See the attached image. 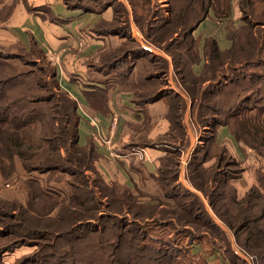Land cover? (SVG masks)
<instances>
[{"label": "rangeland", "instance_id": "rangeland-1", "mask_svg": "<svg viewBox=\"0 0 264 264\" xmlns=\"http://www.w3.org/2000/svg\"><path fill=\"white\" fill-rule=\"evenodd\" d=\"M21 1L23 0H0V108L7 103L9 106L8 111L17 118H12L14 123L24 121L26 124L28 112L32 111V108H34L33 114L35 112L46 114L50 105L62 104L64 100L63 92L57 89L56 82L50 77L54 66L48 63V58L42 48L38 44L29 41V39L24 42L15 30L7 31L9 27L8 19L12 10ZM68 1L70 3L78 2V4L83 2V0ZM188 2L190 0H86L88 5L85 8L98 11L109 9V19L101 17L98 23L92 27L90 33L102 38L105 36L102 35L103 33H110L109 40L104 42L101 51L102 56H105L103 52L108 54V51L113 48L119 46L123 48L125 52L123 54L122 51V54L126 56L123 59V68L127 69V73H131L132 84L141 86L136 84L141 73L144 72L147 75L152 73L155 80L152 82V86L148 88L144 86V89L160 90L161 92L156 93L157 99L167 95L170 89H179L186 95L188 100H192L191 109L187 112L186 101L184 102V99H176L172 96L173 99L170 100L169 107L171 108L170 104L172 103L178 106L180 119L177 116L175 121L170 113V108L167 116L171 121L174 120V124L179 123V121L180 123L186 121L190 126L195 150L202 149L199 157L206 160L205 167L214 165L218 161V153L222 151V163L220 170L217 169L218 179L226 176L233 187L234 184L237 186L243 185L244 187L255 184L263 191V159L243 140L238 143L233 139L236 146L228 140L226 151L222 150L220 147H223V145L218 144L215 140L220 146L217 147L213 141L214 138L210 136L209 131L213 129L211 120L214 116L211 115V110H206L205 103L208 101L211 104L216 103L224 94L219 95L220 91H217L214 97L211 94L209 96L204 94V91L212 83L210 80L203 83V79L208 76V73L206 72L204 60L201 65L199 64L202 56L204 57L202 45L205 38H217L225 35V27L231 28L233 26L231 24L237 21L240 22L242 12L239 10L238 0H227L230 12L228 16L220 19L209 12L187 35L186 31L183 32V29L193 26L198 11V6L194 4V7H190V13L186 12L184 6L187 7ZM220 3L222 6V2ZM175 7L180 8L179 10L183 16L179 22L174 19L172 14ZM253 7L254 15L251 17V24L256 36L261 41L264 37V13L262 12L264 11V0H255ZM235 10H237V17L234 18ZM249 20L250 18L245 21L248 22ZM247 22L241 21V23ZM204 24L211 26L204 29ZM167 27H169L168 32L166 31ZM241 32L243 34L239 36L244 40L247 30L243 29ZM111 41H118V44L114 45ZM245 43L248 44V42ZM108 44V49H106L105 46ZM145 44L157 54L149 56V52L143 48ZM190 44L192 45L191 49ZM173 52L180 55L182 67L180 78L182 81L179 79L178 72L174 70L171 56ZM245 57L251 60L249 66H237V71H227V78L217 76L218 78L213 81L216 86L221 81L222 83L226 82L230 87V91L227 90L225 96L227 97V103L235 100V90L239 91L240 88H244L240 95L250 89H264L263 77L259 78L262 73L264 74V64L261 62V59L264 61V48H260V53L250 50ZM258 57H260V60L256 61ZM237 58L244 57L239 56ZM165 59L170 60L171 69L164 63V61H167ZM177 60L179 59L177 58ZM182 63L187 65L188 68ZM158 66L164 67L157 71ZM225 66L227 68V64ZM105 71L108 72L109 70L106 69ZM188 81L192 83L188 84ZM194 91L195 93H193ZM39 99L41 102L36 104L34 101ZM149 101L151 102L153 99ZM244 106H246V109L240 114L242 119L245 118L244 114L255 116L258 111L261 115L262 111L260 109L264 108V98H261V95L255 96L247 100ZM184 110H186L185 115L182 114ZM203 116L208 118H203ZM44 118L45 115H42L38 119L42 120ZM209 122L210 126H207L206 123ZM40 124L42 123L27 124L28 126L31 125L29 130L36 129L35 134L32 135L33 137H39L40 130L37 126ZM4 132L3 130V134L0 135V141L5 136ZM27 141L35 143L33 145L39 143L37 138L27 139ZM144 142L145 140L139 143ZM145 144L146 146H154L158 143L146 141ZM160 144L162 143L158 145ZM136 146L140 147V145ZM183 146H186L184 136L183 141L178 140L177 147L184 149ZM164 148L170 149L167 146H164ZM13 151L14 148L11 152ZM11 152L1 145L0 155H3L4 158L0 161V264H41L40 258L42 255H54L58 252L59 258L56 259V264H109L110 260L114 258L109 256L112 251H114V255H118L120 252L123 253L124 249L129 250L127 241L131 238L130 229H134L135 226L138 227L139 232H136L137 239L134 240V243L141 245L146 243L147 247L146 251L143 249L137 251L138 255L142 253V258L140 256L137 258L139 264H156L152 260L146 259V256L154 255L153 250L155 249L166 251L167 254L171 253L174 264H254V258L238 247L232 230L216 216L209 205L207 209H209L213 218L224 225L226 230H223L224 233L217 239L215 235L211 234L212 232L204 233L201 231L198 233L194 227L190 226L194 232L193 239L181 225L175 224L174 227L162 226L164 224H161L155 218H146L151 214H155V210L144 208L140 210L134 204L127 202L125 198H118L120 196L118 190L121 191L123 186L106 181L98 170L97 173L93 170V172L75 175L70 174V171L57 168L40 171L37 169L38 166L35 165L27 168L16 154L11 159ZM6 153H10V156L7 157ZM25 153L31 155L32 150H27ZM96 169H98L97 166ZM203 174L205 180H210L209 171ZM200 177L202 180L203 176ZM82 182L84 183L81 184ZM102 184L105 187L101 186ZM75 186H78L77 189L74 188ZM118 186L120 187L118 188ZM102 187L104 191H101ZM89 191H92V195L89 194ZM138 192L141 193L142 191L138 190ZM230 193V190L227 189V195ZM105 195H111L117 199L116 202H119L120 210L118 214L111 213L112 209L107 207L108 198ZM134 198L137 201L136 195H134ZM65 205L74 208L77 215L62 213V211H65ZM166 206L160 209L163 210ZM125 208H130V213L135 214L137 217L130 214L123 217L121 213L125 211ZM109 213L121 215L119 217L122 219V222L120 221L121 228L118 229L123 230V238L119 241L120 245L117 249H114L117 246L115 244L117 237L114 234L117 233L118 229L112 224V220H110L112 218H109L112 215ZM162 213L165 214L164 211ZM113 221L120 223L118 219ZM71 222L72 224L76 222V225L74 224L72 228L69 227ZM133 222L137 225L132 224ZM174 228L177 230H174ZM212 235L215 236L217 244L214 247L217 250L219 247L222 248L217 255L215 253L212 255L209 246L190 245L189 248L193 252L182 249L183 245L192 244L190 243L191 240L200 239L202 242L210 243L213 238ZM182 237L186 240L183 241ZM233 251L236 256L232 254ZM47 258L51 262V257L47 256Z\"/></svg>", "mask_w": 264, "mask_h": 264}, {"label": "trees", "instance_id": "trees-1", "mask_svg": "<svg viewBox=\"0 0 264 264\" xmlns=\"http://www.w3.org/2000/svg\"><path fill=\"white\" fill-rule=\"evenodd\" d=\"M64 2L66 3V5L71 7L85 8L88 5V3H86V0H83V2L79 4L78 2L70 3V1L68 0H64ZM220 2H222V6ZM254 2L255 0H238V7L242 12V15L240 16V22L237 21L231 24L233 25L231 26V28H226L224 26L226 29L225 36L231 41V45L229 46V48L221 50L218 46L217 40L214 37L205 38L202 47L203 55L207 60L205 61L204 65L206 67L208 76L203 79V83L206 80H210L212 85L208 86L206 90H203H205L204 94H208V96L209 94H211L212 97L216 96L215 93H217V91H220L218 93L219 95L224 94L222 95L220 100L216 101V103L211 104L209 103V101L205 103L206 110H211V115L214 116L211 120L213 129L215 128L216 124L226 125L230 131L231 136L236 142L239 143V141L243 140L264 161V108L260 109L262 111L261 115H259L260 112L258 111L255 116L244 114V119L240 117V114L243 113L246 109V106H244L245 102L255 96L258 97L261 95V98H264L262 97V95H264V89H250L246 93L240 95L242 93V89H244L240 88L239 91L235 90V100L227 103V97L225 96L227 90L230 91V87H228V84L226 82L222 83L221 81H219V84H217L218 86H216V84L213 83V81L220 76H225L227 78V71H237V66H249V61L251 60H248V58L245 57L247 55V52H249L250 50H254L256 51V53H260V48H264V37L260 41L258 36H256L251 24V17H253L254 15ZM188 3L190 5L188 4L187 7L184 6L186 12L190 13V7H194V4L198 6V11L196 13L197 17L195 18L193 26H189L183 29V32L186 31L187 35L190 34V32L199 24V22L209 14V12L213 13L215 17L220 19L225 18L230 13L229 2L227 4V0H190V2ZM179 9V7H175L174 12H172L174 19L177 22H179L181 17H183ZM262 12L264 13V11ZM249 18L250 20L248 22L245 21ZM241 21L247 23H241ZM243 29L247 30V34L244 35V40L245 42H248V44L245 43L244 40L239 36L240 34H243V32H241ZM166 31H169V27L166 28ZM189 47L191 49L192 45L190 44ZM122 51L123 48L119 46L117 48L111 49V51H108V54L106 52H103L105 56H102V54L100 55V67L103 70H110V68L114 65L122 63L121 61L126 58V56L123 55L125 51H123V54ZM171 56L173 59L174 70L175 72H178L179 79L182 81V79L180 78V73L182 72L180 71L182 68L179 58L180 55L173 52ZM239 56H243L244 58H237ZM177 58L179 60H177ZM259 60L260 57L256 59V61ZM261 62H263L262 64H264V61L262 59ZM164 63L166 64L165 61ZM226 64L227 68L225 66ZM182 65L185 64L182 63ZM185 66L186 68H188L187 65ZM158 67L159 69L156 68L157 71L161 70L164 66ZM189 68L191 71L190 66ZM125 70L127 69L125 68ZM50 77L54 80V82H56L57 89L63 92L64 101L62 104L58 103L53 106L50 105L47 108L48 112L46 114H42L40 112H35L33 114L34 108H32V111L28 112L26 124L24 121H22L21 123H14L13 119L17 118L8 111L9 106L7 105V103L2 108H0V135L3 134V130L5 131V136L3 140L0 141V143L5 149H8L10 152L12 148H14V151L11 152V156L10 153H6L5 155L7 157L10 156V158L12 159L16 154L19 160H21L27 168H31L35 165L38 166L37 169L40 171L57 168L64 171H70V174L72 175L85 174V172L89 173L91 171L93 172V170L97 173L98 169H96V160L98 159L99 155L96 151L95 145L91 140H89L85 145H81L78 143L77 103L68 95L65 90L59 88L57 81H55L56 78L54 69ZM260 77L264 82L263 73L259 76V78ZM131 79L132 75L130 74V78H124V82L130 83L131 86L136 89L134 90L133 96L136 103H142L143 101H148L156 97L158 89H144V86H146V88L152 86V82L155 80V76L152 75V73H150V75H147L144 72L141 73L140 79L136 83L141 86L132 84ZM187 83L189 84L192 82L188 81ZM193 93H195V91ZM173 97H175L176 99H183L178 95H175ZM34 102H36L37 104L41 102V100L39 99ZM173 105L170 108V113L172 112L171 115L173 118H175L176 121L177 116L178 119H180V114L178 111V106H176L174 103ZM42 115H45V118L42 120L38 119L39 116ZM203 118L208 117L203 116ZM39 120L42 122H40ZM33 122L42 123L37 126L40 130V133L38 134L39 137L32 136L35 134L36 129L29 130L31 125L28 126L27 124H32ZM173 122L174 120L171 121L170 132L161 136L159 140L178 138L183 141L184 130L180 121L179 123L175 124ZM200 122L203 123L202 121ZM206 124L207 126H210V122ZM21 129H23V131H21ZM209 133L210 136L214 138L210 131ZM26 138H32V140L34 138H37L39 143L38 145H33L35 143L27 141ZM213 141L217 147H220L216 143L215 138L213 139ZM177 146L178 143L176 146L173 145L172 147H170V149H168V154L161 158V163L159 166L161 176L158 179V183L161 186H167L165 187L164 191L168 196L173 197V204L168 203L163 210H158L157 207L154 208V206H156L155 202H157L155 201V199L152 198V200L149 201L150 203H143L138 199L136 201L131 191L124 186L121 187V191L118 190V192L120 193V196L118 198H125L127 202L134 204L140 210H142L143 208L146 210H155V214H151L146 218H155L161 224H164L162 226L174 227L175 224L181 225L184 229H186L188 234L193 237L194 232L190 228L191 226L194 227V229L198 233L201 231H203L204 233L212 232L211 234L215 235L218 239L219 236L224 232L211 219L210 215L205 210L201 199L193 193L177 194L173 193V190H171V188L175 186L180 156V148ZM220 148L227 151V148L225 146ZM30 149L32 150L31 155L26 154L25 151ZM200 150L202 149L199 148L195 150L190 156L187 165L188 171L186 174L189 182L207 199V202L209 203L216 216L221 219L229 229L232 230L234 239L238 247L244 253L249 254L254 258V264H264V187L262 191L259 187H257V185L252 184L242 196H239L237 194L236 188L230 184V181H228V178L226 176L224 178L218 179L219 176L217 175V172L218 170H220V165L222 163V151L218 153V161H216L214 165L205 167L204 162L206 160H204L203 158L200 159ZM3 158L4 156L0 155V161ZM207 171H209V174L211 175L210 180H205L203 173ZM200 176H203L202 180ZM83 183L84 182H82L81 184ZM101 186L104 185L102 184ZM77 187L75 186L74 188L77 189ZM119 187L120 186H118V188ZM227 189H229L231 192L228 195ZM101 191H104L103 187L101 188ZM89 194L92 195V191H89ZM114 195L116 196V194ZM105 196L106 198H108L106 203L107 207L112 209L111 213L115 212L118 214L120 210L119 202H116L117 199L111 195ZM65 206V211H62V213H68L69 215H71V213H74V216L77 215V212L74 208H71L67 205ZM163 211L165 212V214L162 213ZM127 214H130L133 217H137L135 216V214L130 213V208H125V211L121 213L123 217H125ZM110 215H112V217H109L112 218L110 219L112 220V224L118 229L122 222V219L119 217L121 215ZM117 219L119 222H121L116 223L115 221H113ZM74 224L76 225V222H74L73 224L71 222L69 227L72 228ZM132 224L137 225V223L135 222H133ZM174 230L177 229L174 228ZM122 231L123 230L118 229L116 231L117 233L114 234V236L117 237L115 241V244L117 246H115L114 249H117L120 245L119 241H121L123 238ZM130 231L131 238L129 241H127L129 250L126 251V249H124L123 253L120 252V254L118 255H114V251H112L109 256H113L114 258L110 260L109 264H139L137 258L138 256L141 257L142 253L141 255H138L137 251H140L142 249L146 251V243H143L142 245L134 243V240L137 239L136 232H139L138 227L135 226L134 229H130ZM213 235L212 241L215 242V236ZM182 249L184 250L187 248L182 247ZM153 251L155 252L153 256L145 255L147 260H152L156 264H174L171 253L167 254L166 251H161L160 249H155ZM232 254L236 256L234 251L232 252ZM47 256L51 257V262L49 261ZM58 258L59 252L58 254L56 253L54 255L44 254L40 258V262L41 264H56V259Z\"/></svg>", "mask_w": 264, "mask_h": 264}, {"label": "crops", "instance_id": "crops-1", "mask_svg": "<svg viewBox=\"0 0 264 264\" xmlns=\"http://www.w3.org/2000/svg\"><path fill=\"white\" fill-rule=\"evenodd\" d=\"M109 14L108 8L98 11L92 8L71 7L66 5L64 0H23L14 6L8 19L7 31L15 30L24 42L29 39L38 44L47 56L48 63L54 66L59 88L65 90L77 103L78 143L85 145L89 140L93 142L99 155L96 166L104 179L128 188L143 203H150L152 198L155 199L159 210L174 202L173 197L164 191L167 186L158 183L161 176L159 170L161 158L168 154L164 146H176L179 140L178 138L159 140L161 136L170 132L171 121L167 116L169 102L173 99L172 96L178 95L184 102L186 101V110L189 112L192 100H188L179 89H170L162 98L154 97L151 102L148 100L143 101V104L136 103L133 98L136 89L130 83L124 82V78H130L131 74L123 68L124 62L114 65L108 72L100 67L101 51L105 40H109L110 33H103L105 36L102 38L94 36L90 31L101 17L109 19ZM235 17L237 10L234 12ZM210 26L204 24L203 28L208 29ZM215 39L221 50L231 45L230 39L225 35ZM112 44H118V41ZM108 46L109 44L105 46L106 49ZM61 47H64L65 51L61 53L60 59L56 61L51 59L50 51L59 50ZM143 48L149 52V56L157 54L146 44ZM165 60L171 69L170 60ZM203 60L206 61L202 56L200 65ZM171 86L173 87L172 84ZM172 105L173 103L170 104L171 107ZM186 110L182 111L183 115ZM181 125L186 146L180 149L177 177L171 190L177 194L197 195L214 223L225 231L226 227L217 222L207 209L209 203L206 198L187 178V165L195 151V144L190 126L186 121H181ZM210 132L218 144L227 148L229 140L236 146L226 125L216 124ZM104 138L107 142H103ZM143 140L162 144L146 146L145 142L139 143ZM249 186L234 184L239 196H242ZM190 243L192 244L183 245L190 252H193L189 248L190 245L209 246L212 255L219 254L218 251L222 249L219 247L217 250L214 241L207 243L199 239L191 240Z\"/></svg>", "mask_w": 264, "mask_h": 264}, {"label": "built area", "instance_id": "built-area-1", "mask_svg": "<svg viewBox=\"0 0 264 264\" xmlns=\"http://www.w3.org/2000/svg\"><path fill=\"white\" fill-rule=\"evenodd\" d=\"M65 51V48L64 47H61L59 50H56V51H50L49 55H50V58L51 59H54L55 61L56 60H59L60 59V55L61 53ZM103 142H107V139L104 138L103 139Z\"/></svg>", "mask_w": 264, "mask_h": 264}]
</instances>
